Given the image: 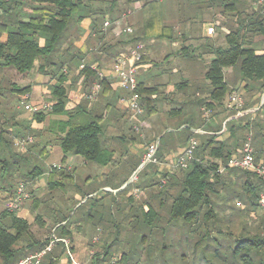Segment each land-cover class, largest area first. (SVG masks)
I'll return each mask as SVG.
<instances>
[{
    "label": "crops",
    "instance_id": "obj_1",
    "mask_svg": "<svg viewBox=\"0 0 264 264\" xmlns=\"http://www.w3.org/2000/svg\"><path fill=\"white\" fill-rule=\"evenodd\" d=\"M86 1L89 7L85 10L94 14L86 15L74 25V36L70 39L71 48L68 49L67 42L64 45L60 54V59L65 61L61 71L65 75L63 81L59 80L60 74L54 75L52 70L47 69L46 72L39 70L38 62L26 73H20L15 68L0 69V79L5 76L13 77L14 79L10 80L14 85L30 86L29 91L22 95L11 91L9 87L13 102L0 101V212L6 208L9 195L16 190L18 184L25 183L29 197L19 207L18 212L26 216L32 225L38 215L42 216L41 222L44 223L50 212L56 213V210H60L58 204L66 197L64 186L68 181L75 184L78 180L76 164L85 167L83 176L85 185L97 186L98 183V186L101 185L96 191L100 189L112 191L122 187L126 181L118 187L106 183L102 185V183L105 182L106 177L110 178L108 175L112 174L115 166L128 158V154L137 157H133L132 160L134 168L144 163L145 153L140 154L143 145H138L134 140L135 136L128 141L129 112L123 101L128 92L119 86L113 72V62L118 48L122 46L121 49L130 50L135 46V42L131 41L136 38L145 44L144 57L138 66V83L146 90L152 91L148 95L151 100L150 109H145L143 106L146 111L141 118L142 126L150 139L158 143V154L162 150L160 154L166 156L168 160L170 158V163L187 145L192 133L199 135L197 137L201 143L215 134L216 142L225 141L236 152L239 149L237 148L239 141L235 137H230L227 127L232 125L233 121L237 127L250 123L253 119L251 116H256V113L264 110V91L260 92L257 89L248 91L245 88L247 82L240 77L239 72L233 68H226V78L232 92L239 88L245 92V107L248 114L244 117L248 118L243 122V116L239 118L238 114L227 107L229 95L224 105L218 102L212 103L209 108L211 110L209 118L204 117L203 111L206 107L204 102H211V86L206 78V72L210 61L215 57L213 48L223 45L220 44L218 25L225 30V34L228 33L230 27L228 15L236 12V6L240 9L245 4H252V0ZM233 3L236 6L232 8ZM216 10L220 15H217ZM194 11H202L205 14V21L192 20L193 15L189 14ZM184 12L186 15H182ZM119 17L130 19L133 23L128 22L123 26ZM113 18L118 20L112 23ZM105 22L109 25L105 26ZM212 22H215L217 27H214ZM128 27L134 29L132 34L127 33ZM210 28H213L212 32ZM254 39L253 45L256 50L264 53V47H260L261 42L258 41L260 39ZM6 40L7 33L0 32V41ZM44 41L42 37L40 44L43 45ZM84 66L91 67L93 74L87 76L82 71ZM96 75L104 81L101 90L92 98L94 84L98 82ZM59 83L63 84L67 92L65 110L71 113L73 125L93 119L100 122L103 147L112 154L108 164L88 161L75 153L63 152L60 138L68 128L65 127L70 120L68 114L47 110L43 113V119L38 120L34 114L31 115L23 107L21 109L16 103L18 99L25 98L27 103L52 105L53 87ZM17 108L18 111L20 110L18 115ZM6 110L10 113L7 119L3 115ZM8 119L12 123L6 127ZM221 125L223 128L220 131ZM25 131L34 134V141L28 143L25 148L20 147L15 150L8 135L17 142V137L21 135L24 137ZM169 133L181 136L176 145H173L172 140L174 134ZM262 144L264 145V142ZM20 151L26 155L20 154ZM255 152L257 159L264 155L260 140L257 142ZM38 158L47 159V167L39 165ZM167 166L169 167L170 164ZM237 172L231 168L223 172L226 190L241 192L246 180L240 176L242 173ZM102 173L103 179L99 177ZM18 176L24 178V182H18L16 180ZM11 182L15 183L11 184ZM226 194L227 198H231L228 202L237 199L235 196L230 197V193L226 192ZM226 194L221 192L220 198L226 197ZM131 195L130 192L127 193V197ZM32 216L33 222L30 220ZM58 225L59 223L54 224L52 228H57ZM83 229L78 223L72 224L71 237L75 239L77 233L80 235L83 233Z\"/></svg>",
    "mask_w": 264,
    "mask_h": 264
},
{
    "label": "trees",
    "instance_id": "obj_2",
    "mask_svg": "<svg viewBox=\"0 0 264 264\" xmlns=\"http://www.w3.org/2000/svg\"><path fill=\"white\" fill-rule=\"evenodd\" d=\"M253 1L252 4H245L240 9L235 3L231 5L232 8L236 6V12L232 14L229 32L224 36L225 45L213 48L215 57L210 61L206 72V78L211 86V102H204L207 108H210L213 102L224 105L226 97L228 95L231 97L234 93L226 78V68H233L239 72L240 77L247 82L245 88L248 91L256 89L260 92L264 91V53L258 52L253 45L255 35L264 36V0L262 4L258 3L259 0ZM87 4L86 0H27L25 2L0 0V32L7 33V40L0 41V69L15 68L20 73H26L31 71L38 62L39 70L46 72L48 67H51L52 73L60 74L59 80L63 81L65 75L61 71L65 61L60 59V54L63 52L66 42L69 44L68 49L72 46L70 39L74 36V25L86 15L94 14L85 10L89 7ZM42 37L45 39L43 45L40 44ZM136 39L131 41L135 42L134 45L142 42ZM82 71L87 76L93 74V70L89 66H84ZM96 78L99 83L103 84L104 79L98 75ZM10 88L11 91L22 95L29 91L30 86L20 87L10 83ZM137 90L142 105L145 109H150L151 100L148 95L152 91L141 87L139 83ZM1 95L0 90V98ZM67 96L62 83L53 87L51 111L65 113L70 117V120L65 124V127L68 126V128L60 138L63 152L66 154L75 153L88 161L108 164L112 154L103 147V131L100 122L93 119L86 123L73 125L71 113L65 110ZM43 113H34V116L38 120H42ZM234 122L227 128L230 131V137H235L237 141H240L241 137L235 135L238 133V127ZM249 125L250 123H247L239 128L248 129ZM222 128L221 125L219 130L221 131ZM192 136L197 138L199 135L192 133L190 138ZM215 139V134L210 135L196 149L195 157L190 161L191 168L184 180L179 183L182 188L171 204V218H183L189 224L192 236L196 234L198 237L196 245L206 241L208 245L210 243L208 241L215 240L213 233L220 230L222 239L216 244L213 243L216 246L215 255L218 261L216 264H264V235L260 233L253 236L239 235L238 237L234 236L232 240H225V234L222 235L223 230L217 229L221 218L218 219L211 193L218 192L216 186L219 183L220 187L224 188L223 172L226 169L237 170V173H242L240 176L246 180L241 192L231 189H227L226 192L230 193V197L235 196L243 201L247 211L259 207V195L264 191V183L254 172L228 167V159L232 156L234 148L228 146L225 141L218 143ZM261 151L264 152L263 144ZM206 157L210 161L208 164H204ZM15 193L16 190L9 195V200L14 197ZM18 210L19 208L10 210L6 206L0 212V264H17L27 251H39L49 242L46 240L44 244H41L34 240L26 246H18L27 236L32 237V224ZM151 212L152 208L149 207L146 213L150 214ZM41 221L42 216L38 215L35 223L38 224ZM57 223L59 225L56 231L59 234L56 235L70 238L69 221L57 219L55 224ZM227 233L232 235L231 231ZM39 243L40 245H38ZM223 247H226V250L222 253ZM64 253L63 243L57 242L41 264H56ZM45 259H47L46 262H44Z\"/></svg>",
    "mask_w": 264,
    "mask_h": 264
},
{
    "label": "rangeland",
    "instance_id": "obj_3",
    "mask_svg": "<svg viewBox=\"0 0 264 264\" xmlns=\"http://www.w3.org/2000/svg\"><path fill=\"white\" fill-rule=\"evenodd\" d=\"M216 13L220 15V12L217 10ZM182 15H186L185 12ZM189 15H193L192 20L194 21L198 19L200 21H205V14L202 11H194ZM228 16V22L231 24L230 19L232 14ZM119 19L123 26L127 25L128 22H132L127 18L119 17ZM111 20V22L114 23L115 20L118 19L113 18ZM212 24L214 27H217L215 22H212ZM218 26L220 44L225 45V30H223L220 25ZM254 38H259L260 40L258 41L261 42V46H259L264 47L263 35L258 34L255 35ZM254 38L253 42L255 40ZM121 47L122 46L118 48L116 54L127 51L124 48L121 49ZM48 70L51 71L52 68L48 67ZM12 78L13 77L6 78L5 76V78L3 77L0 79L1 97H5L0 98V101L4 102V100H7L10 103L13 102V98L9 94L10 83L14 79ZM237 91L242 93V99L244 100L242 114H238L236 109L229 108L228 104L227 107L236 115L238 114L239 118H243L248 114L245 109V92L242 91L241 88ZM21 100V98L17 100V105L20 104ZM20 108L22 109V107ZM16 110L18 111V108ZM19 111L17 115L20 113ZM127 111L129 112L127 115L130 124L127 128V138H129V141L132 139V136H135L136 139L134 140L138 145H143L140 154L145 153L144 163L134 168L132 160L133 157H137L128 154V158L123 159V162L117 167L115 166L112 174L108 175L110 178L106 177L102 185L106 183L118 187L126 181L125 184H122V187L126 186L128 188L124 189L120 187L112 191L103 189L96 191L101 184H99V186L98 183L97 186L95 184L85 185L83 180L85 167L79 163L76 164L78 180L75 184L68 181L64 186L63 191L66 197L58 204L60 210H56V213L50 212V215L45 218L44 223H34L31 227L32 237L27 236L18 246H26L31 241L34 242V240L41 244H44L46 240L50 241L52 236L59 234V232L56 231V227L52 228L56 222L54 220L59 217L57 219H66L69 221L70 226L78 223L79 227L82 226L84 228L83 233L81 235L77 233L75 239L74 237H67L71 240L73 245L72 251L75 260L82 264L218 263L215 255L216 246L213 243L216 244L222 239L223 236L220 235V230L213 233L215 240L211 239L208 241L210 242L208 245L206 243L207 241L196 245L195 242L198 237H196V234L192 236L189 230V224H187L183 218H171V204L174 197L182 188L179 183L184 180L187 172H189L191 162H189L187 168L176 165L175 160L170 163V158L168 160L166 156L160 154L162 150L159 154L157 153L156 162H146L147 148L151 143L155 142L154 139H150L142 126L141 118L146 110L140 115L136 114L135 117H131L133 114L130 109H127ZM30 113L31 115L33 114L32 112ZM3 115H5V119L10 117V113L7 110ZM251 117L253 119L250 121L248 129L238 127V133L235 135L236 137L240 136L241 140L237 148H242L249 140H251L254 150L259 140L262 146L264 140V110L261 112L259 111L256 113V116L254 115ZM130 118L133 120H130ZM247 118L248 117H244L243 122H245ZM7 121L6 127H9L12 122L10 119ZM27 134L28 132L25 133L24 137L22 135L19 138L17 137V142L14 141L11 135H8L12 148L15 150L17 148L18 150L20 148L18 144L20 140L26 139L28 136L35 137L33 133ZM169 134H174L172 140L173 145H176L177 142L180 141L181 136L178 137L175 133ZM198 141L200 144L201 140L198 139ZM6 149L10 150V148ZM19 153L26 155V153L21 151ZM233 153H235V151ZM209 162V159L206 157L204 164H208ZM37 163L44 167L48 165L47 159L38 158ZM168 164H170L169 167L167 166ZM99 177H104V174H99ZM16 180L18 182H24V178H20L19 176ZM13 183L15 182H11V184ZM216 188L218 192H212L211 198L214 201L218 219L221 218L217 224V229L223 230L224 233L222 232V235L225 234V240H232L234 236L238 237L239 235L253 236L256 233L264 235L263 210L257 206L247 211L246 204L239 199L237 200L234 198L228 202L226 188L220 187V183ZM220 191L222 194H226V197H222L223 199L220 198ZM129 192L132 194L131 197H127V193ZM149 207L152 208L150 214L146 213ZM30 220L31 222L34 221L33 216L30 217ZM228 231H231L232 235L228 234ZM40 243L38 245H40ZM225 250L226 247H223L222 253L225 252ZM34 251L35 250L27 251L23 257L34 253ZM46 260L47 259H45L44 262H46ZM56 264L74 263L65 252L62 257L57 260Z\"/></svg>",
    "mask_w": 264,
    "mask_h": 264
},
{
    "label": "built area",
    "instance_id": "obj_4",
    "mask_svg": "<svg viewBox=\"0 0 264 264\" xmlns=\"http://www.w3.org/2000/svg\"><path fill=\"white\" fill-rule=\"evenodd\" d=\"M259 4L263 3V0L258 1ZM109 25L108 22H105V26ZM210 31H213V28H210ZM128 33H133L134 29L132 27L127 28ZM145 44L143 42H138L134 47H132L127 52L119 53L113 62V72L116 78L118 79L119 86L128 92L124 102L128 109L132 111L131 117H135L136 114L140 115L144 111V107L141 102L140 94L138 93V79L137 72L139 62L144 57ZM102 84L96 82L94 84L92 98L101 90ZM244 105V100L242 99V93L235 91L228 103V107L231 109H236L238 114H242ZM20 107H23L25 110L30 112H46L50 109L49 103L44 104H31L27 103L25 98L20 101ZM211 110L207 107L204 108V117L207 119L210 117ZM130 120H133L130 118ZM34 141L32 136H28L26 139H22L18 142L21 148H25L28 143ZM199 146V141L195 136H192L187 145L181 149L175 157L176 165H179L183 168L189 166V162L194 159L195 151ZM159 145L157 142L151 143L147 148L146 153V162H156L157 153ZM228 167L239 168L245 171L254 172L264 183V155L262 158L257 159L255 150L252 146L251 140L246 142L242 148H239L232 156L228 159ZM58 167V165H55ZM225 170V168H223ZM29 197V194L26 190L25 183H19L16 189L14 197L8 201L7 208L10 210H15L19 208L22 203ZM259 208L264 211V191L260 193L258 200ZM241 204V203H240ZM57 242H62L64 245V250L68 254L69 258L74 264H82L75 260L73 255V245L71 240L67 237H58L56 235L52 236L48 244H46L41 250L36 251L32 254H29L21 258L17 264H41L44 257L53 250Z\"/></svg>",
    "mask_w": 264,
    "mask_h": 264
}]
</instances>
